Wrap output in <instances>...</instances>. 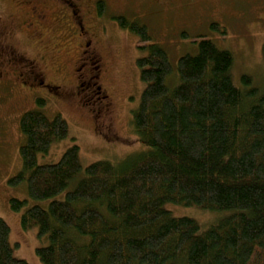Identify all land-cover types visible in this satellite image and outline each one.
<instances>
[{"label": "trees", "instance_id": "obj_1", "mask_svg": "<svg viewBox=\"0 0 264 264\" xmlns=\"http://www.w3.org/2000/svg\"><path fill=\"white\" fill-rule=\"evenodd\" d=\"M118 20L147 50L137 61L145 87L131 123L149 150L98 160L82 176L78 145L57 163L39 164L69 125L61 114L25 112L22 170L9 182L26 181L30 197L51 200L22 216L25 228L37 225L39 237L48 238L38 257L43 264H264V90L249 75L241 77L244 88L237 86L233 53L207 37L197 53L179 58V83L170 88L168 51L152 42L147 25ZM26 202L12 198L10 205L21 211ZM167 203L227 215L202 230ZM10 237L0 218V264H29L14 256Z\"/></svg>", "mask_w": 264, "mask_h": 264}, {"label": "rangeland", "instance_id": "obj_2", "mask_svg": "<svg viewBox=\"0 0 264 264\" xmlns=\"http://www.w3.org/2000/svg\"><path fill=\"white\" fill-rule=\"evenodd\" d=\"M156 1L109 0V7L131 20L147 25L152 42L162 45L168 51L174 68L168 79L170 88L179 83V58L188 53H197L200 39L207 37L220 48L233 53L232 76L237 86L244 88L241 77L249 75L253 80L252 85L264 90V0ZM8 5L9 0H0V8ZM107 23L109 27L102 36V44L108 70L103 73L101 82L116 101V120L111 128L101 117L97 103L90 100L82 104L74 95L71 79L65 88L67 102L56 94L43 93L35 100L29 97L16 111L13 105H0V115L4 112L8 116L0 120V218L11 227L10 240L14 256L25 259L29 264H43L36 249L47 245L49 241L47 237H39L37 225L25 228L22 216L33 205L48 207L51 200L30 197L26 181L17 185L9 182L22 170L20 146L25 137L20 130V119L25 112L40 110L49 118L61 114L69 125L68 136L55 141L48 153L40 154L39 164L57 163L67 149L78 145L83 166L82 176L85 168L98 160L117 162L149 150L148 146L139 141L131 123L133 110L138 107L145 87L137 61L147 54V50L138 47L142 39L140 34L117 26L112 19L107 20ZM215 23L219 24L218 29L213 27ZM58 33L54 31L49 39L54 41L52 36ZM21 43L28 47L27 43ZM11 97L20 103L17 96ZM83 99L88 102L86 97ZM73 185L74 182L71 187ZM64 196L65 192L57 196V199ZM12 198L27 201L21 211L11 208ZM165 208L174 216L196 219L202 230L227 215L226 212L174 203H167Z\"/></svg>", "mask_w": 264, "mask_h": 264}, {"label": "flooded vegetation", "instance_id": "obj_3", "mask_svg": "<svg viewBox=\"0 0 264 264\" xmlns=\"http://www.w3.org/2000/svg\"><path fill=\"white\" fill-rule=\"evenodd\" d=\"M0 9V105H13L16 111L43 93L67 102L65 83L71 79L74 95L83 103H97L111 128L116 101L101 82L108 70L102 36L107 20L121 27L118 19L124 15L110 10L109 0H9ZM54 31L59 33L51 41ZM7 118L2 112L0 120Z\"/></svg>", "mask_w": 264, "mask_h": 264}]
</instances>
